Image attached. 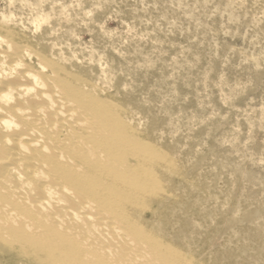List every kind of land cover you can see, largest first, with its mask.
Segmentation results:
<instances>
[{"label": "bare ground", "instance_id": "bare-ground-1", "mask_svg": "<svg viewBox=\"0 0 264 264\" xmlns=\"http://www.w3.org/2000/svg\"><path fill=\"white\" fill-rule=\"evenodd\" d=\"M64 8L0 0V264H207L198 180Z\"/></svg>", "mask_w": 264, "mask_h": 264}, {"label": "rangeland", "instance_id": "rangeland-1", "mask_svg": "<svg viewBox=\"0 0 264 264\" xmlns=\"http://www.w3.org/2000/svg\"><path fill=\"white\" fill-rule=\"evenodd\" d=\"M48 2L68 12L71 41L129 72L152 136L198 180L210 215L184 218L194 254L264 264V0Z\"/></svg>", "mask_w": 264, "mask_h": 264}]
</instances>
